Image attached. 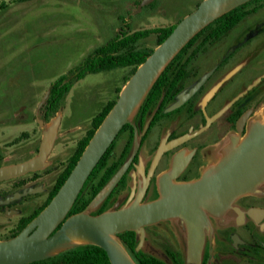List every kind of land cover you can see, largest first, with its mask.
<instances>
[{"label": "rangeland", "instance_id": "rangeland-1", "mask_svg": "<svg viewBox=\"0 0 264 264\" xmlns=\"http://www.w3.org/2000/svg\"><path fill=\"white\" fill-rule=\"evenodd\" d=\"M140 1L0 0V166L21 163L36 156L44 131L54 119L59 118L53 144L42 167L0 181V240L16 235L23 218L46 206L49 194L55 189L79 142L92 128L93 117L108 101L117 100L134 66L89 73L73 81L55 115L44 119L42 107L51 84L60 75H68L69 69L80 63L95 47L114 38L120 28L131 31L176 24L201 0H151L136 11ZM245 10L252 12L231 30V37L236 42L233 39V42L226 44L224 38L211 45L204 54L201 53L198 60H194L192 72L188 75L190 80L198 79L207 69L220 62L227 52H231L232 57L216 73L215 78L219 81L234 77L240 65L255 57L257 60L254 59L250 71L251 79L264 74V0L249 4ZM254 35L259 37V43L241 44L239 48L243 49L239 50V56L236 55L237 41L242 36V40H250ZM158 42V34L153 32L128 48L154 49ZM198 42L193 47L201 46ZM207 46L204 44L201 52ZM241 89L239 96L247 91V87L242 85ZM257 98L253 111L261 109V113L252 115V124L253 121H264L261 116L264 115V84L259 85ZM250 131L248 128L241 141ZM128 135V127L117 135L109 155L85 186L78 203L91 197L111 165L117 166L116 174L109 178L82 211L90 214L97 212L103 202L101 194L127 164L129 150L124 153V148ZM139 138L138 130L134 135V152ZM227 147H230L229 144ZM230 149L224 151L225 157ZM216 167L217 163L211 169H205L201 176ZM141 180L139 172L135 173L133 169L131 176H125L120 184L114 186L105 210L122 208L135 201L142 204L155 198L157 194L154 192L144 194V182L142 184ZM262 184L264 179L257 186ZM114 238L136 264H198L201 257L190 252L189 231L182 217L145 226L142 240L135 230L115 234ZM71 247L57 250L50 256Z\"/></svg>", "mask_w": 264, "mask_h": 264}, {"label": "water", "instance_id": "water-1", "mask_svg": "<svg viewBox=\"0 0 264 264\" xmlns=\"http://www.w3.org/2000/svg\"><path fill=\"white\" fill-rule=\"evenodd\" d=\"M150 1L141 0L136 11ZM247 1L201 0L195 9L174 25L128 78L114 105L51 200L16 235L0 240V264H27L45 259L51 255L52 249L68 240V234L85 239L87 242L84 244H94L104 249L110 264H136L116 246L122 245L114 235L135 230L142 240L145 226L173 217H182L186 221L190 252L194 256L200 254L203 228L208 222L207 212L218 214L237 195L254 190L264 179V124L254 126L217 163L216 169L205 172L197 180L172 183L163 179L161 196L154 200L142 204L135 201L128 206L99 214L84 211L67 214L94 167L123 126L130 122V116L163 67L204 26ZM205 78L206 75L172 107L189 98ZM58 124L59 118H56L44 131L36 156L21 163L0 166V181L40 169L51 149ZM182 139L161 144L155 161L163 150ZM126 167L127 164L101 194L102 201L117 184Z\"/></svg>", "mask_w": 264, "mask_h": 264}, {"label": "flooded vegetation", "instance_id": "flooded-vegetation-1", "mask_svg": "<svg viewBox=\"0 0 264 264\" xmlns=\"http://www.w3.org/2000/svg\"><path fill=\"white\" fill-rule=\"evenodd\" d=\"M244 19L205 43L208 46L202 52L201 49L196 52L197 46L189 48L180 65H184L191 54L195 55L182 77L176 81H166L155 105L139 115L135 113L133 119L130 118L127 126L129 135L125 143L126 146L131 138L128 163L117 184L125 176H131L134 169L135 173L139 172L142 184L144 182V194L149 191L157 194L152 199L154 200L160 197L158 194L161 193L163 179L172 183L197 180L207 167L221 160L219 156L222 152L241 141L248 128L263 124V120L255 122L256 124L251 122L253 114L261 113V109L253 111V105L258 99L259 85L264 84V74L255 79L250 77L256 57L243 65L239 64L237 74L223 82L216 79L215 75L231 59V52L225 53L220 62L207 69L198 79L193 81L188 77L194 60H198L199 55L204 54L211 45L224 38L226 44L235 40L231 37V30ZM207 34L209 33L204 35ZM204 35L195 44H200ZM243 38L242 36L237 41L235 54L238 56L239 50L243 49L239 48L241 44L259 43V37L255 35L250 40H242ZM205 75L203 83L189 98L172 107ZM242 85L247 87V91L239 96ZM261 116L264 117L263 114ZM138 130L140 138L134 152V135ZM179 138L183 139L163 150L155 161L161 144H168ZM225 215L229 217V224L223 226L221 231L204 226L203 247L198 264H264V184L256 186L252 193L237 195L226 208ZM224 220L223 218L222 224H225ZM209 221H214L213 217Z\"/></svg>", "mask_w": 264, "mask_h": 264}, {"label": "trees", "instance_id": "trees-1", "mask_svg": "<svg viewBox=\"0 0 264 264\" xmlns=\"http://www.w3.org/2000/svg\"><path fill=\"white\" fill-rule=\"evenodd\" d=\"M255 1L259 0H249L223 13L222 15L214 19L212 22L204 26L201 30H199L192 38H190L160 71V73L150 86L149 90L145 94L144 98L142 99L141 103L139 104L136 111L137 115H139V113H143L147 110H150L155 105L157 99L159 98L163 85L166 84V81H170L171 79H174L176 81L182 77L188 63L191 61V58L195 54H191V56L184 62V65L180 64L182 63L183 58L186 55L188 49L195 44L196 40L206 34V32L209 33L207 35H204L203 40L200 44L201 46H197L196 52H198L205 43L230 30L240 20L249 15L252 10H245V8ZM174 25L175 24L147 27L137 29L133 32H130L127 29L120 28V31L114 38L110 39L104 44L95 47L92 52L88 56H86L80 63L70 68L68 71V75L70 76L69 79H67V74H62L51 84L48 98L46 99L45 104L42 107L43 118L48 119L50 117H53L58 111L59 105L62 99L64 98L65 94L70 90L72 82L85 77L89 73L108 71L118 67L134 66L132 71L133 73L137 66L145 60V58L152 52L153 49L133 50L131 48H128V46L136 42L140 38L146 37L148 34L153 32L158 34V43H160L170 33ZM175 72L176 75H173V73ZM127 80L128 78L125 79V83ZM114 103V100L108 101L104 105L102 110L93 117L92 128L89 130L87 136L79 142L75 153L71 156L69 160L68 166L61 174L55 189L49 194L46 204L51 200L58 188L64 182L71 169L77 162L79 156L83 152L84 148L86 147L89 139L99 127V125L101 124L105 116L108 114ZM127 126L128 124L124 125L119 134ZM113 143L114 141L109 146L105 154L101 157L97 165L94 167L93 171L84 183L82 189L80 190L67 215H71L73 213L84 210L86 205L88 204V201H90L92 197L96 196L99 190L107 183L109 178L116 173L117 166L113 164L106 170V173L104 174L103 178L94 188L91 197L87 200H82L80 203H78V201L81 199L83 190L91 179L92 175L97 171V168L103 164L104 160L109 155ZM130 143L131 138L128 140L124 148V153L129 150ZM111 194L112 192L104 199L95 214H99L101 212L106 211L105 204L108 202ZM77 204H79V206L75 209L74 207ZM41 210L42 209H36L31 215L26 218H23L21 220L20 230ZM127 232H133V230H127L117 234ZM27 264H110V261L105 250L101 247L94 244H80L72 246L71 248H67L53 256H49L45 259Z\"/></svg>", "mask_w": 264, "mask_h": 264}, {"label": "crops", "instance_id": "crops-1", "mask_svg": "<svg viewBox=\"0 0 264 264\" xmlns=\"http://www.w3.org/2000/svg\"><path fill=\"white\" fill-rule=\"evenodd\" d=\"M224 157V152H222V154H220L219 156V159H222ZM214 165V164H213ZM213 165H210L209 167H207L206 169H210L213 167ZM205 171V170H204ZM207 171V170H206ZM254 190H251V191H248L246 193H252ZM230 204V203H229ZM229 206V205H228ZM227 206V207H228ZM226 207V208H227ZM226 208L223 209L221 212H219L218 214H212V213H209L207 212V219H208V222L206 224V227L210 230H214V231H221V229L223 228V226L225 225H228L229 224V217L225 215V211H226ZM213 217V220L211 223L209 221V219ZM223 218L225 219L224 220V223L225 224H222V220ZM204 229V228H203ZM203 238H204V235L202 236V247H203ZM202 247H201V251H202ZM201 254V252H200ZM198 260V259H197ZM200 260V259H199Z\"/></svg>", "mask_w": 264, "mask_h": 264}, {"label": "bare ground", "instance_id": "bare-ground-1", "mask_svg": "<svg viewBox=\"0 0 264 264\" xmlns=\"http://www.w3.org/2000/svg\"><path fill=\"white\" fill-rule=\"evenodd\" d=\"M263 124H264V121H263ZM87 241L83 238H80L76 235H73V234H68V240L67 241H64L62 244L58 245L57 247H55L54 249H52L50 251V253H53L57 250H60V249H63L65 247H68V246H71V245H74V244H84L86 243ZM116 246L124 253L127 255L126 251L124 250V248L122 246H120L119 244H116Z\"/></svg>", "mask_w": 264, "mask_h": 264}]
</instances>
